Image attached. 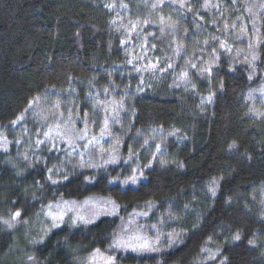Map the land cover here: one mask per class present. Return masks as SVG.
Listing matches in <instances>:
<instances>
[{
  "label": "trees",
  "instance_id": "obj_1",
  "mask_svg": "<svg viewBox=\"0 0 264 264\" xmlns=\"http://www.w3.org/2000/svg\"><path fill=\"white\" fill-rule=\"evenodd\" d=\"M123 3L135 22L161 14L173 26L154 32L140 68L130 54L135 37L116 30L114 12L98 0H0V129L32 102H66L68 91L83 112L95 90L115 85L114 96L127 94L129 112L122 156L138 154L145 163L157 147L151 138L168 136L164 155L134 188L112 183L122 176L119 166L83 170L76 158L66 165L46 149H29L23 160L13 143L0 152V264H91L97 255L102 264H193L207 243L219 249L223 264H264V111L255 112L248 100L264 76V0H181V8L165 0L151 17L144 0ZM170 44L201 75L215 52L209 80L193 75L192 88H175ZM254 47L252 79L246 52ZM35 125L25 121L7 136ZM94 196L112 199L118 217L26 244L21 225L43 208ZM145 205L152 208L148 223L178 243L154 255L109 252L119 220Z\"/></svg>",
  "mask_w": 264,
  "mask_h": 264
},
{
  "label": "rangeland",
  "instance_id": "obj_2",
  "mask_svg": "<svg viewBox=\"0 0 264 264\" xmlns=\"http://www.w3.org/2000/svg\"><path fill=\"white\" fill-rule=\"evenodd\" d=\"M98 1L114 12V27L116 30L128 35V37H135L134 47L130 54L134 63H138L139 68L147 62L148 43L154 32L165 34L173 30L171 20L162 17L161 14L154 21L149 17H145L140 22H135L129 18V12L123 0ZM144 2V7H146L148 15L151 17L153 13L156 15L157 10L164 6L165 0H144ZM169 2L181 8V0H169ZM132 25H136V27L133 28ZM168 47H171L169 51L170 60L168 61L172 64L171 67L174 71L172 84L175 88H189L190 79L193 75L198 80H209L211 71L216 65L215 52L212 53L207 66L202 70L205 74L201 75L198 64L183 57L180 49L175 44H170ZM256 50V47H254L246 52L250 58H246V63L249 64V76L252 79L258 74L253 67V64L257 61ZM233 59L237 63H243L237 57ZM138 70L141 71V69ZM183 73H187V75L183 76ZM140 75L142 74L140 73ZM126 90L131 91V86L128 85ZM117 91L115 85L95 90V97L87 103L83 112H78L79 107L70 98L73 93L68 91L63 94L64 98L67 99L66 102L64 101L65 103L45 105L32 102L27 113L13 122L10 128L0 129V152L8 153L13 143L23 160H26L27 155L25 152L29 149L34 151L46 149L59 154L63 164L66 165H69L72 159L76 158L78 167L83 170L91 171L105 166H119L122 176L118 180H114L115 182L112 181V183L120 188L136 187L139 183L145 181L144 169L151 167L150 163H158L164 155L168 136L167 134H160L151 138L157 144V147L155 154H150L146 160L148 164L146 162L141 163L138 154L128 155V157L122 156L120 146L127 136L124 127L129 123V112L126 110V103H124V97L127 94L122 91L121 95L116 97L114 95L118 93ZM248 100L253 105L255 112L262 114L264 111V76L261 77L259 86L249 92ZM39 117H41V120ZM105 120H107V125H105ZM25 121H29L31 126L32 122L36 123L34 130L32 131L31 128L26 131L25 135L17 137L14 135V138L9 139L7 135L17 130ZM85 129L87 130L86 135ZM102 129H106L103 135L101 134ZM144 155H146V152L142 154L143 159L146 158ZM113 160L115 162H112ZM35 161H38V158ZM57 170L63 171L64 169L56 168ZM134 175L137 177L136 183H131V177ZM52 179L55 178L50 179L54 181ZM49 206L43 208L33 220L21 225V228H23L22 237L30 247H33L34 243L44 242L48 235L55 230L88 226L103 217L117 218L119 211L118 206L112 199L102 196L90 197L83 201L70 200L52 204L51 209ZM151 210L150 205H145L132 211L126 218L120 219L118 227L111 238L108 251L114 254L142 256L159 254L175 246L178 243L175 236L171 233H165L159 225L148 223ZM49 211L54 214H62L63 218L58 221V226H53V220L48 215ZM81 217L89 222H82ZM32 237L34 238L32 239ZM219 252L216 246L207 243L205 249L193 264H223L224 260L220 258ZM97 256L92 258L91 264H102L99 259L102 256ZM109 261L112 263V259Z\"/></svg>",
  "mask_w": 264,
  "mask_h": 264
},
{
  "label": "snow or ice",
  "instance_id": "obj_3",
  "mask_svg": "<svg viewBox=\"0 0 264 264\" xmlns=\"http://www.w3.org/2000/svg\"><path fill=\"white\" fill-rule=\"evenodd\" d=\"M181 6H183V5H181ZM132 27L135 28L136 25H132ZM221 47H225V45H224V44H221ZM253 59H255V57H253ZM151 67L154 68L155 66L152 65ZM182 75H183V76H186L187 73H183ZM105 125H107V120H105ZM105 131H106V129H102L101 134L103 135ZM86 133H87V130L85 129V135H86ZM46 135H48V133H46ZM112 162H115V161L113 160ZM136 180H137V177H136L135 175L131 177V183H136ZM113 182H115V181H113ZM49 208L51 209V205L49 206ZM48 215H49V216L51 217V219L53 220V226H58V221L61 220V219L63 218V217H62V214H59V213H55V214H54V213H52L51 211H49ZM19 216H20V213H19V212L15 213V217H19ZM15 217H13V218L15 219ZM80 219H81L82 222H84V223H88V222H89V221H87V220H84L83 217H81ZM5 223H7V222H5ZM9 226H11V225H9ZM236 239H239V236H237ZM141 246L143 247L144 245H141ZM109 264H111V261H109Z\"/></svg>",
  "mask_w": 264,
  "mask_h": 264
}]
</instances>
